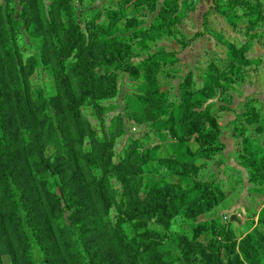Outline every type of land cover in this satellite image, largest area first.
Instances as JSON below:
<instances>
[{"label":"rangeland","instance_id":"rangeland-1","mask_svg":"<svg viewBox=\"0 0 264 264\" xmlns=\"http://www.w3.org/2000/svg\"><path fill=\"white\" fill-rule=\"evenodd\" d=\"M240 1L0 0V264H264Z\"/></svg>","mask_w":264,"mask_h":264},{"label":"crops","instance_id":"crops-1","mask_svg":"<svg viewBox=\"0 0 264 264\" xmlns=\"http://www.w3.org/2000/svg\"><path fill=\"white\" fill-rule=\"evenodd\" d=\"M263 1L264 0H241L240 4L236 5L235 7L240 10V13L231 18V21L236 23L242 21L245 22L246 27L250 26L257 29L260 26V23L257 24L258 21H264V6L260 5H264ZM212 7L213 6L211 3L205 8L204 12L210 11ZM241 10L243 11L242 13ZM229 19L230 18H228L226 21ZM262 31H264V29ZM262 36H264V34Z\"/></svg>","mask_w":264,"mask_h":264},{"label":"trees","instance_id":"trees-1","mask_svg":"<svg viewBox=\"0 0 264 264\" xmlns=\"http://www.w3.org/2000/svg\"><path fill=\"white\" fill-rule=\"evenodd\" d=\"M89 86H90V88H91V83H92V85L94 84V79H89ZM3 104H4V102H3ZM2 110H6L5 109V107H4V109L2 108ZM0 112H1V114H0V118H2L3 119V111H1L0 110ZM0 167L2 168L3 167V165H0ZM56 179H57V181H59L60 179H59V177L58 176H56ZM2 191H0V193H1ZM157 214H159V212L158 211H155ZM14 264H16V263H14Z\"/></svg>","mask_w":264,"mask_h":264},{"label":"water","instance_id":"water-1","mask_svg":"<svg viewBox=\"0 0 264 264\" xmlns=\"http://www.w3.org/2000/svg\"><path fill=\"white\" fill-rule=\"evenodd\" d=\"M231 220H233V217L231 218Z\"/></svg>","mask_w":264,"mask_h":264}]
</instances>
